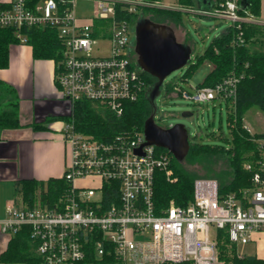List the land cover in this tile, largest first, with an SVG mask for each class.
Wrapping results in <instances>:
<instances>
[{
    "label": "built area",
    "instance_id": "obj_1",
    "mask_svg": "<svg viewBox=\"0 0 264 264\" xmlns=\"http://www.w3.org/2000/svg\"><path fill=\"white\" fill-rule=\"evenodd\" d=\"M79 1L92 2L89 15L78 12ZM212 1L209 9L192 10L229 19L238 29L243 22H259L241 13L242 0ZM145 7L175 9L161 0H0V27L16 28L23 44H28L23 27L55 29L63 43L56 82L70 110L75 101L88 99L121 115L125 102L136 101L149 89L136 48H128L130 23ZM100 41L109 42L107 54L93 53ZM234 41L244 43L242 33ZM243 77L232 73L193 92L175 83L173 92L193 102L234 104ZM62 132L69 146L62 176L69 187L54 206L40 198L33 205L22 197L9 203L1 222L2 232L9 235L23 225L31 228L41 264H75L86 258L90 246L97 257L109 246L123 264H225L220 231L234 244L250 243L264 232V136L255 140V159L244 164L253 175L242 197L221 194L215 178L197 177L188 204L172 202L158 211L156 171L175 179L169 149L146 143L143 131L103 141L79 132L69 120Z\"/></svg>",
    "mask_w": 264,
    "mask_h": 264
},
{
    "label": "trees",
    "instance_id": "obj_2",
    "mask_svg": "<svg viewBox=\"0 0 264 264\" xmlns=\"http://www.w3.org/2000/svg\"><path fill=\"white\" fill-rule=\"evenodd\" d=\"M198 1L200 2V0ZM246 1L248 7L241 13L259 19L261 0ZM179 2L193 4V0H179ZM143 16L168 25L173 23L177 25L180 21V11L177 9L145 7ZM21 31L28 36V44L32 46L36 58L50 59L55 62L56 73L63 48L57 31L51 27H23ZM239 33H242L244 38L242 44L234 41ZM16 43H20L16 37V28L0 27V68L9 66L10 46ZM201 62L210 63L211 71L206 80L198 85L199 87H213L232 73L244 74L238 85L236 102L231 104L230 101H226L227 108L230 110L228 119L232 141L225 139L228 142L227 145H211L192 141L190 137L189 151L182 160L170 151L175 179L169 180L163 171H156L154 200L158 211L168 207L172 202L178 205L188 204L193 199L194 180L197 177L215 178L219 182L221 194L235 193L239 197L243 196V190L251 186L253 172L245 169L244 164L254 160L257 156L258 147L255 140L264 136V132H249L244 124V116L254 106L260 107L264 112V24L243 22L239 29L233 25L228 27L212 40L204 53L198 56L195 63H191L189 71L183 78L184 81H187V76ZM142 75L149 88L158 81V78L150 72L142 71ZM3 86H6V83L0 79V88ZM169 89L173 91V84ZM148 90L136 101L125 102L124 112L121 115H117L99 102L81 99L73 103L69 113L48 117V121L54 119L73 120L79 132L103 141H111L120 134L144 132L145 124L153 113ZM11 91L14 92V89ZM18 126L16 105L0 110L1 128ZM34 127L39 128L40 125L36 124ZM163 149L167 151L165 148ZM219 161L223 162L225 167L217 172L214 166ZM186 163H199L207 167L206 176H198L196 171L185 165ZM20 184L18 191L21 192L24 202L28 205L35 203L38 199L37 191L41 189L43 192L40 197L42 203L54 206L58 198L69 187V183L63 176L51 177L46 181L27 179L21 181ZM11 236L7 249L1 254L2 261L41 264L31 238V228L28 225H23ZM219 246L221 256L226 264H264V258L258 256L240 257L236 244L229 241L227 234L225 235V232L223 234V231L219 232ZM75 264L123 263L109 246L101 257H97L93 247L90 246L86 258Z\"/></svg>",
    "mask_w": 264,
    "mask_h": 264
},
{
    "label": "crops",
    "instance_id": "obj_3",
    "mask_svg": "<svg viewBox=\"0 0 264 264\" xmlns=\"http://www.w3.org/2000/svg\"><path fill=\"white\" fill-rule=\"evenodd\" d=\"M199 4L209 9L213 1L200 0ZM262 17L264 0L259 18L264 23ZM55 68L53 60L36 58L32 46L23 43L11 44L10 64L0 68V79L6 83L0 88V110L16 105L19 119L18 127H0V264H25L1 260L12 237L2 232L1 222L7 216V205L22 197L20 182L61 177L68 160L69 146L62 132L65 121H48V117L61 115L48 105L49 101L56 105L63 97ZM36 124L40 127L35 128ZM260 234L256 238H261Z\"/></svg>",
    "mask_w": 264,
    "mask_h": 264
},
{
    "label": "rangeland",
    "instance_id": "obj_4",
    "mask_svg": "<svg viewBox=\"0 0 264 264\" xmlns=\"http://www.w3.org/2000/svg\"><path fill=\"white\" fill-rule=\"evenodd\" d=\"M161 2L171 5V7L180 11L179 23L177 25L173 23L171 26L175 30L177 39L186 44L191 49V52L189 53V62L165 77L160 94L155 97L156 112L153 120L161 127H171L178 123L186 125L190 129L192 141H200L211 145H227L228 142L225 139L231 142L232 133L228 119L230 110L227 108L226 102L220 99L204 102L189 101L175 94L169 87L177 83L186 90L193 92L194 87L206 80L211 71V64L202 62L187 76V81H184L183 78L189 71L191 63L197 61L198 56L204 53L212 40L232 25V21L226 18L200 14L196 10H192V8L197 9L200 6L198 0H193V4H183L179 0H161ZM92 8L93 5L90 1L78 2L77 10L79 13L89 15ZM262 18L264 20V17ZM143 20V18H138L130 23L128 48L131 50H135L137 46V28L138 24ZM259 23H261L260 19ZM108 46V41H100L94 47L93 53L107 54ZM48 105L54 107V111L61 113V115L67 114L70 111V101L63 97L57 101L56 105L53 101H49ZM184 112H191L192 114L183 116ZM244 124L253 132H264L263 110L258 106L252 107L244 116ZM185 165L189 169L196 171L198 176H206L207 167L199 163H186ZM224 167L225 165L221 161L217 162L214 166L217 172ZM245 190L242 192L244 193ZM42 194V190L38 189L37 198L39 199ZM260 236L261 238L257 236L258 238L250 243L236 244L237 252L243 256L264 258V232ZM221 255L220 249V257L226 264Z\"/></svg>",
    "mask_w": 264,
    "mask_h": 264
},
{
    "label": "water",
    "instance_id": "obj_5",
    "mask_svg": "<svg viewBox=\"0 0 264 264\" xmlns=\"http://www.w3.org/2000/svg\"><path fill=\"white\" fill-rule=\"evenodd\" d=\"M242 7H248L246 0H242ZM140 18L144 20L137 28L138 66L142 71L150 72L158 78L157 83L148 90L153 113L145 124L146 143L165 147L182 160L190 148V129L182 123L161 127L153 118L156 112L155 97L160 94L165 77L189 61L191 49L177 39L171 25L152 21L143 15ZM190 114L192 113L184 112L183 116Z\"/></svg>",
    "mask_w": 264,
    "mask_h": 264
},
{
    "label": "flooded vegetation",
    "instance_id": "obj_6",
    "mask_svg": "<svg viewBox=\"0 0 264 264\" xmlns=\"http://www.w3.org/2000/svg\"><path fill=\"white\" fill-rule=\"evenodd\" d=\"M136 55H137V57L139 56V54L137 53V51H136Z\"/></svg>",
    "mask_w": 264,
    "mask_h": 264
}]
</instances>
